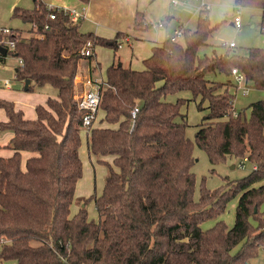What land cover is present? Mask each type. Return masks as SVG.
Returning a JSON list of instances; mask_svg holds the SVG:
<instances>
[{
    "label": "trees",
    "instance_id": "obj_1",
    "mask_svg": "<svg viewBox=\"0 0 264 264\" xmlns=\"http://www.w3.org/2000/svg\"><path fill=\"white\" fill-rule=\"evenodd\" d=\"M233 1L235 7L264 11V0ZM33 3L32 8H13L14 17L31 24V34L12 28L9 35L0 33V44L4 38L14 42L7 55L22 59L15 78L27 83L26 91L50 84L57 95L38 104L33 119L25 117L14 101L0 97L7 116L0 120V131L13 134L5 145L13 153L0 155V260L255 264L264 251V100L252 102L247 116L244 109L234 108L230 86H237L231 78L237 67L248 87L264 88V47H249L248 54L230 49L219 54L214 49L211 55H200L217 28L208 9H200L195 28H184L179 41L168 38L154 45L144 68L137 70L121 63L117 54L126 33L107 38L84 32L80 22L57 9L51 19L53 10L44 0ZM133 26L136 31L144 28L141 10L136 11ZM88 42L93 51L99 45L111 47L115 57L101 89L100 110L107 126L93 124L87 134L89 156L104 165L105 176L101 194L82 197L72 214L77 182L83 175V111L77 105L75 80L80 60L93 59L94 54L81 55ZM7 55L0 53V61ZM209 72L227 80H209ZM182 91L200 98L199 109L208 108L195 142L210 162L235 157L256 165L239 180H227L214 190L203 187L199 200L194 198L196 177L191 168L194 142L186 134L187 114L182 112L188 99H168ZM136 105L139 110L133 119ZM23 151L31 153L24 167ZM238 195L233 227L224 220L201 227L221 216ZM91 200L97 220L89 218Z\"/></svg>",
    "mask_w": 264,
    "mask_h": 264
},
{
    "label": "rangeland",
    "instance_id": "obj_2",
    "mask_svg": "<svg viewBox=\"0 0 264 264\" xmlns=\"http://www.w3.org/2000/svg\"><path fill=\"white\" fill-rule=\"evenodd\" d=\"M58 7H71L69 4H76L78 0H53ZM91 1V0H90ZM207 3L208 14L210 21L217 28L210 35L207 45L200 49V55H211L216 49L217 53H224L230 49L232 53L248 54L249 47H264V31L262 27L263 9L260 7H235L233 0H204ZM136 0H93V10L90 13L89 19L85 20L84 25L93 30H98V34L107 38H113L115 30L119 28H130V33L133 35L134 54L131 46L124 42L122 48H119L117 54L122 58L125 65L129 64L130 58L134 55L132 66L138 69L144 67L143 60L151 55L154 41H159L167 35H171L175 28H178V22L186 28H195L197 24L198 11L201 4L196 0H181L178 5H173L170 0H138L136 9L145 11L144 28L150 27L148 32H139L134 29V19L132 13L133 3ZM33 0H0V26L20 29L24 35L31 34V24L23 22L20 18L13 16L14 6L25 8L33 7ZM78 5V4H77ZM134 9V11L136 10ZM79 10V9H78ZM133 11V12H134ZM160 14V15H159ZM147 15V16H146ZM170 20H166L168 16ZM240 15L242 26L237 28L232 24L234 18ZM149 21H148V19ZM166 20L158 25L159 21ZM152 22V23H150ZM143 28V29H144ZM12 30V29H11ZM81 30L84 26L81 25ZM13 33V31L11 32ZM134 34L140 37L135 40ZM8 39L4 38V43ZM230 41L235 42V47L229 48ZM2 44L5 46V44ZM97 59L101 62V66L97 67L92 74L93 79L102 82L105 78V70L110 63L113 50L111 47L99 45L95 48ZM84 60V59H83ZM19 63V59L12 53L6 56L5 62L0 61V97L6 98L14 96L15 104L21 106L29 104L24 98V94L36 97L39 93L57 95V89L50 84L42 87H35L34 91H26L27 83L15 78V69ZM92 68L94 63L91 64ZM84 73L77 74V77L86 78ZM209 80L226 81L225 75L217 72H209L206 74ZM232 78V77H231ZM8 80L11 86H5L4 82ZM76 81V80H75ZM234 82H236L233 79ZM80 78L77 79L76 97L83 93L85 87ZM231 92L235 93L234 108L236 111L245 110L247 116L250 115L249 105L257 100H264V88L249 87L247 92L240 87L230 86ZM34 93V94H32ZM17 94H21L22 99H19ZM178 97L187 98V102L182 106V112L187 114L188 126L186 129L187 136L194 142L193 156L194 163L192 171L195 173V200H199L202 193V188L214 190L225 184L227 180H239L248 175L252 170V164L249 161H244L243 166L240 165V160L235 157H229L224 161L212 164L207 153L202 150L195 142L196 132L199 129V124L204 121V115L208 112V108L199 109L197 104L200 98L193 99L191 92L182 91L168 97L171 101H175ZM27 102V103H26ZM208 105L204 103V107ZM26 108V106H24ZM23 107V108H24ZM6 116L5 111L0 108V120ZM98 116L103 117V111H99ZM6 132V131H5ZM5 132L0 131V155L8 154L12 150L4 146L6 140ZM82 145L80 155L83 161V175L77 182L75 191V200L71 205L72 213H76L80 206L79 202L82 197H89L91 194H101L104 186L105 167L102 163H98L94 156L90 157L87 147V134L82 128L81 130ZM7 144V142H6ZM7 156V155H5ZM25 161L23 159V167ZM240 195L232 198L227 205L225 212L214 219H209L201 224L203 229L212 227L219 220H224L229 228L233 227L236 220V209ZM83 204V203H82ZM88 214L90 219H98V212L93 200L87 204ZM264 208V204L262 206ZM2 242H0L1 250ZM0 264H16L14 260H0ZM255 264H264V251L259 255Z\"/></svg>",
    "mask_w": 264,
    "mask_h": 264
},
{
    "label": "built area",
    "instance_id": "obj_3",
    "mask_svg": "<svg viewBox=\"0 0 264 264\" xmlns=\"http://www.w3.org/2000/svg\"><path fill=\"white\" fill-rule=\"evenodd\" d=\"M196 1L200 2V4H201L200 9H208L207 3L204 0H196ZM170 2L173 5H177L180 1L179 0H170ZM47 6L49 9L53 10L49 15V17L51 19H54L56 17V12H54V10H56V9L59 11H62L64 14L69 15L72 18V20L75 22H79L86 17V9L85 8H83L81 11H79L77 9L58 7V6H54L52 4H47ZM237 8H240V7H237ZM148 21H149V19H148ZM163 22H164V20L159 21L158 25L163 24ZM150 23H152V22H150ZM234 26H236L237 28H240L242 26V21H241L240 15H237L234 18ZM11 29L12 28H10V27L0 26V33L4 34V35H9L12 32ZM183 29L184 28H182V27L179 29H176L174 34L170 37V39L172 41H179L183 37ZM262 30L264 31V25L262 27ZM126 40L128 41L129 39L126 38ZM5 44L7 45L6 47L8 49L9 48L13 49L15 47L14 42L9 40V39L7 40V42H5ZM235 45L236 44L234 41H230V43H229L230 47H235ZM119 47H121V43H119ZM93 54H94L93 45L91 42H88L86 47H84L81 50V55L82 56H90ZM22 63H23L22 59H19V64H22ZM232 75H233L234 80L236 81V84L238 85V87L242 88L244 90V92H247L246 77H245L244 73L242 71H240L237 67H235L232 69ZM77 78L78 77H76V79ZM80 80L83 81L85 89H84L83 93L77 95V97H76L77 105H78V108L83 111L82 128L89 132L91 127L93 126L95 120L98 117V113L100 110L101 89H102L104 82L103 81L100 82L97 79H93L90 76L86 77L84 79L80 78ZM4 84L7 87L10 86V82L8 80H5ZM138 110H139V107L137 105L132 109L131 115H132L133 119L136 117ZM244 161H247V160L244 159V160L240 161L241 166H243ZM255 167H256V165H252V168H255ZM262 247L264 250V244L262 245Z\"/></svg>",
    "mask_w": 264,
    "mask_h": 264
},
{
    "label": "crops",
    "instance_id": "obj_4",
    "mask_svg": "<svg viewBox=\"0 0 264 264\" xmlns=\"http://www.w3.org/2000/svg\"><path fill=\"white\" fill-rule=\"evenodd\" d=\"M79 1V0H78ZM108 1H111V0H108ZM180 2L178 3V4H180L181 3V0H179ZM44 2L45 3H47V4H52V5H59V4H56L53 0H44ZM137 2H138V0H136V2H134L133 3V8H132V13H131V16L133 15V19H134V16H135V13H136V11L137 10H140V9H136L135 7H136V5H137ZM234 2V1H233ZM78 4V5H77ZM93 0H91L88 4H84V3H82V2H78V3H76V4H74V3H72V4H69V5H71L72 6V8L73 9H79V11H81L83 8H85L86 9V17L83 19V20H81V21H79L80 23H81V25H83L84 26V32H88V31H90V32H94L95 34H98L99 32H98V30L96 29V30H93V29H91V28H88V27H86L85 25H84V22H85V20H88L89 19V15H90V13L92 14V10H93ZM177 4V5H178ZM34 6V5H33ZM15 7V6H14ZM32 8V7H31ZM67 8H71V7H67ZM134 9H136L135 11H134ZM134 11V12H133ZM142 12H144L145 13V11H143V10H141ZM200 11V10H199ZM199 11H198V15H199ZM209 11V10H208ZM263 13H264V11H263ZM146 14V13H145ZM160 15V14H159ZM198 15H197V19H198ZM264 15V14H263ZM147 16V15H146ZM208 16H209V14H208ZM170 18H171V16L169 15L167 18H166V20H170ZM166 20L163 22L165 25H167V22H166ZM263 21H264V18H263ZM232 24L234 25V21L232 22ZM178 28H175V30L176 29H179V28H186L185 26H183V24H181L180 22H178ZM197 25V24H196ZM130 28H119V29H117V30H115V34L117 33V32H119V31H121V32H124V33H126L127 35L124 37V38H122V40L120 41V43H121V47H119V48H122V45H123V43L124 42H127L128 43V45H130L131 46V49H132V53L134 54V46H133V35H132V33H130V30H129ZM150 29V27H147V28H144V29H142V30H139V32L141 33V32H143V33H145V32H148V30ZM175 30H174V32H175ZM174 32L171 34V35H167V36H165L163 39H161V40H159V41H154V44H153V46L154 45H156V44H162L165 40H167L168 38H170L173 34H174ZM98 35H101V34H98ZM115 36V35H114ZM134 37H135V40H137V39H140V37H138L137 35H135L134 34ZM126 38H128L129 40L127 41L126 40ZM152 46V47H153ZM97 47V46H96ZM95 47V48H96ZM119 57V59L121 60V63H123L124 65H125V63H124V61H122V58L120 57V56H118ZM149 57V56H148ZM114 51H113V56H112V59H111V61H110V63L108 64V66L114 61ZM5 60H6V57L3 59V60H1V62H5ZM133 60H134V55L130 58V62H129V64L127 63V65L126 66H130L131 68H134V69H137V70H141V69H138V68H135V67H133L132 66V62H133ZM144 61V60H143ZM92 63H94V64H98L97 66H96V68L97 67H99V66H101V62L97 59V53H96V50L94 49V55H93V59L91 60V61H89L88 59H81L80 60V62H79V74H82V73H84L85 75H88V76H86V77H92V74H93V72L95 71V70H93V68H92ZM19 64V63H18ZM18 66V65H17ZM17 66H16V68H17ZM107 66V67H108ZM106 67V68H107ZM144 68V67H143ZM142 68V69H143ZM106 71V70H105ZM15 76H16V69H15ZM78 78H81V77H78ZM77 78V79H78ZM105 78H106V75H105ZM77 79H76V83H77ZM232 79H234V77H233V75H232ZM105 81V80H104ZM103 81V82H104ZM83 83V82H82ZM77 85V84H76ZM237 85V84H236ZM10 86H11V84H10ZM236 87H238V85L236 86ZM248 86H247V91H248ZM32 94H34V93H32ZM17 96L19 97V99H22V97H21V94H17ZM36 97H33V96H30V95H28V94H24V98L26 99V101H28V103L29 104H23V105H21V106H19V105H17L16 104V106L18 107V108H20V109H22L23 111H24V114H25V117H27V118H30V119H33V118H36V116H37V114H36V106L38 105V104H45L46 103V100H47V98L49 97V96H51V95H49V94H42V93H39L38 95H35ZM1 97H4V96H1ZM6 99H8V100H11V101H14V102H16V98L14 97V96H10V97H7L6 96ZM27 103V102H26ZM24 106H26V108L24 107ZM24 107V108H23ZM100 111V110H99ZM102 111V110H101ZM103 116H104V112H103ZM7 119V116H5L4 118H2L1 120H6ZM96 126H107V123L106 122H104L103 121V117H100V116H98L97 117V119H96V121L94 122V127H96ZM85 130V129H84ZM86 131V134H88L89 132L87 131V130H85ZM5 134H6V136H5V138H6V140L3 142L4 143V146L6 145V142L8 143L9 142V140L11 139V137H12V132L11 131H6L5 132ZM13 153V151H11V152H9L8 154H4V155H2V156H5V155H7V156H10L11 154ZM22 155H23V159H24V161L26 160V158L27 157H29L30 155H31V153L29 152V151H23L22 152ZM73 214V213H72Z\"/></svg>",
    "mask_w": 264,
    "mask_h": 264
},
{
    "label": "water",
    "instance_id": "obj_5",
    "mask_svg": "<svg viewBox=\"0 0 264 264\" xmlns=\"http://www.w3.org/2000/svg\"><path fill=\"white\" fill-rule=\"evenodd\" d=\"M7 52H8V48L6 46L0 44V53L5 56V55H7ZM119 64H121V63H119Z\"/></svg>",
    "mask_w": 264,
    "mask_h": 264
}]
</instances>
